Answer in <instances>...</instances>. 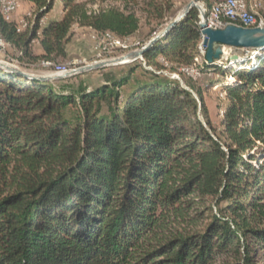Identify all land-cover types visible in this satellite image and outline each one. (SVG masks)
<instances>
[{
    "label": "trees",
    "instance_id": "16d2710c",
    "mask_svg": "<svg viewBox=\"0 0 264 264\" xmlns=\"http://www.w3.org/2000/svg\"><path fill=\"white\" fill-rule=\"evenodd\" d=\"M21 1L31 4L23 27L0 14V39L20 66L65 59L75 25L125 39L173 8L60 0V17L42 24L55 0ZM198 21L193 7L156 40L143 54L153 70L134 83L131 67L74 95L0 68V264L264 258V48L236 67L203 60L200 70L232 78L216 128L201 94L157 73L193 63Z\"/></svg>",
    "mask_w": 264,
    "mask_h": 264
},
{
    "label": "rangeland",
    "instance_id": "374dc122",
    "mask_svg": "<svg viewBox=\"0 0 264 264\" xmlns=\"http://www.w3.org/2000/svg\"><path fill=\"white\" fill-rule=\"evenodd\" d=\"M15 1H16V5H18L17 9L21 8L22 7L21 0L20 1L15 0ZM191 1L193 0H173V8L168 16V19L164 20L161 24H159L157 21H151L150 22L151 24L149 23L147 24V22H145V20L142 19V24L140 29L130 37L125 38L126 43L128 44V47L126 49H118V48L115 49V47H113L112 45H111L112 47L109 46L107 40L104 41L102 40V37H105L104 35L99 36L94 32H92L89 28L79 27L75 25L72 29L71 39L67 45V53H68L67 57L65 59H57L55 60V62L68 65V67L69 66L73 67L74 65L78 67L86 63H91L93 61L120 57L132 50L139 48L142 44L146 43L151 37L159 33L165 27V25L170 20L174 19L180 12H182V10L186 7V5ZM214 1H218V0H198V2L203 6L210 4ZM48 13H50V16L52 17L50 19H56V15L58 16L61 15L60 0L54 1L53 8ZM257 14L260 16H264L259 13ZM6 18L10 20L12 19L10 15L6 16ZM230 50H231L230 47L224 46L223 56L219 60H215V61L218 64L227 65L226 62L227 60H229L227 57L230 54ZM240 54L245 55V52L241 50ZM14 58L15 55H13L12 49L10 48V46L6 45L5 53L0 54V59H7V60L12 59L13 62L17 63L14 60ZM204 59L205 57L203 56L201 64L196 66L199 72L198 75L192 76L189 74V72L187 73L183 71V69H181L192 66V63L189 65L169 64L166 69L162 71H157V73L162 74L163 77L177 79L181 83V85L191 90L194 93V95H196L197 93L201 94L207 105L211 123L214 127L218 128L220 125V121L222 119V113H223L222 109L226 105L224 87L228 82L229 83L232 82L231 80L232 78L230 74L227 75V77L223 78L221 74H219L214 70H200L201 67H203ZM160 60L165 65H167V63H165L162 58ZM229 61L230 62L228 65H231L232 67H236L237 64H234V62L231 60ZM146 66L147 65L145 64L143 59L137 58L126 64L106 66L104 68L85 71L82 73L53 80L50 82L54 83L56 89L58 90L59 88L60 90L64 89V91H69L75 95L77 86L80 83L86 85L88 89H92L99 86L103 82L105 75L120 78L123 75L127 74L131 67L134 69L132 73L133 83L145 80L149 76L146 73L147 71L145 70ZM20 67L34 74H39V75L50 74L47 71L42 70L38 66V62L32 63L30 65L24 64L23 66ZM146 69L149 70L150 67H147ZM67 70H69V68H67L66 71ZM126 88L127 86L123 87V89ZM257 264H264V258H260Z\"/></svg>",
    "mask_w": 264,
    "mask_h": 264
},
{
    "label": "water",
    "instance_id": "95a60500",
    "mask_svg": "<svg viewBox=\"0 0 264 264\" xmlns=\"http://www.w3.org/2000/svg\"><path fill=\"white\" fill-rule=\"evenodd\" d=\"M193 7L196 8L199 13L198 24L202 36V45L205 47L204 57L207 62L219 60L224 54V46L231 48L230 54L227 57L231 61H237L252 54L255 50L264 48V28L242 27L235 24H228L219 29L208 27L205 21L203 5L200 4L198 0H193L188 3L182 12H180L174 19L170 20L159 33L151 37L139 48L120 57L93 61L91 63L71 68L60 74H34L21 68L18 63L7 59H0V68L6 72L20 74L33 80L53 81L85 71L104 68L106 66L126 64L137 58L143 59V54L152 46V44L171 30ZM241 50L245 52V55L240 54Z\"/></svg>",
    "mask_w": 264,
    "mask_h": 264
},
{
    "label": "bare ground",
    "instance_id": "6f19581e",
    "mask_svg": "<svg viewBox=\"0 0 264 264\" xmlns=\"http://www.w3.org/2000/svg\"><path fill=\"white\" fill-rule=\"evenodd\" d=\"M8 1L9 3H11V5H16L15 0H8ZM224 1H231V0L214 1L211 3L208 9L205 6H203L204 12H205V21L216 19V13H219V6L215 2H224ZM240 9H242L244 14H227V15L222 16L221 27L223 28L228 24H235V25H239L242 27H259L260 17H261V21L264 22V16H260L256 12L251 11L248 8L245 0H240ZM0 14L3 15L4 17L9 15V14L2 13L1 7H0ZM104 36L108 37V33L105 34ZM0 45L4 47V50H5L6 44L3 41H1V39H0ZM112 46L115 47V49L116 48L126 49L128 47V44L126 43V39L117 38V41L112 42ZM204 54H205V47L202 45V40H201V43L199 44V47H198V55L194 58V62L192 63V66L188 67L189 69L188 68H181V69H183V71L187 73L189 72V74H190V69L194 70L195 74H190V75L192 76L198 75L199 72L196 66L201 64ZM38 66L44 71H46V66L56 68L58 72H64V71L66 72V69L69 68L68 65H64L61 63H54V62L45 61V60L40 61L38 63ZM150 69L152 68L150 67Z\"/></svg>",
    "mask_w": 264,
    "mask_h": 264
},
{
    "label": "built area",
    "instance_id": "2783aa9c",
    "mask_svg": "<svg viewBox=\"0 0 264 264\" xmlns=\"http://www.w3.org/2000/svg\"><path fill=\"white\" fill-rule=\"evenodd\" d=\"M219 6V13H216V19L214 20H207L206 25L208 27L214 28V29H219L221 27V18L224 15L227 14H244L242 9H240V0H231V1H224V2H215ZM0 7L2 13L9 14L10 17L13 19V14L18 8V5H11L8 0H0ZM30 13H27V16ZM24 19V18H23ZM259 28H264V22L261 21L260 17V25ZM102 40H107L109 46L112 45V42L117 41V36H113L112 33L108 32V37H102ZM110 48V47H109ZM5 50L4 47L0 45V54H4ZM76 66L74 65L73 67L69 66V70L71 68H75ZM46 71L50 74H60L64 72H58L56 68L52 67H47L46 66ZM190 74H195L194 70L190 69Z\"/></svg>",
    "mask_w": 264,
    "mask_h": 264
},
{
    "label": "crops",
    "instance_id": "0c3cea01",
    "mask_svg": "<svg viewBox=\"0 0 264 264\" xmlns=\"http://www.w3.org/2000/svg\"><path fill=\"white\" fill-rule=\"evenodd\" d=\"M247 6L250 10L255 11L261 15H264V0H246ZM21 8L17 9L13 15V21L19 24V27H23L25 25L24 17L30 12L31 4L25 1H21ZM60 16L56 15V19ZM50 13H47L43 20L42 24H45L47 21L51 20ZM33 50L35 53H39L40 47L37 42L33 44ZM19 64V63H18Z\"/></svg>",
    "mask_w": 264,
    "mask_h": 264
}]
</instances>
